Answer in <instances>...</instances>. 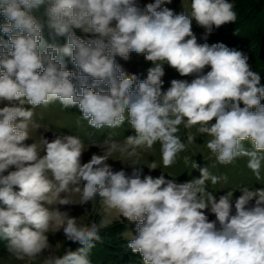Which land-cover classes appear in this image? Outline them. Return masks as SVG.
I'll use <instances>...</instances> for the list:
<instances>
[{"label":"clouds","instance_id":"obj_1","mask_svg":"<svg viewBox=\"0 0 264 264\" xmlns=\"http://www.w3.org/2000/svg\"><path fill=\"white\" fill-rule=\"evenodd\" d=\"M170 2L155 0L142 9L137 0H0L6 21L0 33L8 37H0V104L7 102L0 107V240L15 260L35 261L52 247L48 233L62 228L66 239L81 247L49 255L42 264H92L89 254L109 221L78 224L68 212L48 207L74 205L70 195H61L74 193L79 205L98 198L105 214L135 223L136 234H125L131 236L127 248L142 257V264H264V189L241 186L233 203V190L218 199L206 190L209 181H227L208 167L199 169L200 178L176 183L163 173L141 179L134 171L129 177L106 163L117 152L121 162L139 159L158 142L163 166L171 167L194 140L188 135L184 143L179 126H198V134L211 137L206 147L216 164L246 157L256 181L262 178L261 75L242 51L223 43L200 44L192 31L193 19L206 30L205 39L214 27L236 22L234 5L191 0L189 15L161 8ZM45 29L53 43L45 39ZM77 29L92 38L82 39ZM57 36L66 37V43L58 46ZM131 53L152 62L146 79L138 81L117 64V56L128 60ZM65 58L77 71L66 68ZM165 64L195 78L173 79L162 91ZM206 66L211 70L203 74ZM101 84L107 90L95 91ZM56 102L78 106L96 130L127 122L135 135L123 143L111 134L102 144L93 142L103 154L83 164L86 149L76 135H57L51 142L41 136L39 144H26L30 127L41 128L35 109ZM191 167L199 166L194 161Z\"/></svg>","mask_w":264,"mask_h":264},{"label":"rangeland","instance_id":"obj_2","mask_svg":"<svg viewBox=\"0 0 264 264\" xmlns=\"http://www.w3.org/2000/svg\"><path fill=\"white\" fill-rule=\"evenodd\" d=\"M155 0H137V4L142 9L148 3H154ZM228 2L232 3V0H228ZM191 0H171L170 3H165L161 5V8L168 7L170 10L174 12V14H182L184 11L190 15ZM236 24V25H235ZM238 23L234 22L233 24L228 23L227 29H224V32H227L228 38L227 41H223L224 45L231 43V41L238 40L240 30L237 29L236 26ZM234 25L232 27H236L229 30V26ZM228 30V31H227ZM76 34L80 36L82 39L92 38L91 34H85L80 30H75ZM192 31L197 38V42L200 44L208 43V39L211 36H216V32L223 31L222 28H213V31L210 34H207V38L205 39L206 30L199 26L196 21L192 20ZM58 36L56 37V39ZM66 38V37H65ZM235 39V40H234ZM227 43V44H226ZM209 44V43H208ZM231 46L235 47L233 43ZM117 64L122 68V70L128 74H135L139 80L146 79L147 70L150 67H153L152 62L146 61L143 55L131 53L128 60H124L123 58L117 56L116 57ZM165 75L162 77L163 85L162 91H166L170 86V82L173 79H181L188 80L191 82L194 79V76H185L182 77L179 73L169 67L167 64L163 65ZM210 66H206L203 74H206L210 71ZM107 90L106 86L100 85V90ZM0 104V107L6 105ZM25 107H30L29 105H25ZM56 104H50L47 108H36L34 120L41 125V128L34 130L30 127V136L31 138L25 141L26 144H31L34 141L39 144L40 137H44L45 139L51 142L57 135H76L78 136L85 147V151L81 157V163H86L90 160L93 154H103V150L97 146H92L93 142L96 144H102L104 139L111 134L112 139L123 143L125 138L130 135H135L134 130L130 127V125L125 122L121 127L116 129H109L107 127L102 128L101 130H96L88 125V123H83L73 116L65 115L59 109ZM57 109V110H56ZM79 121V124L77 123ZM179 135L184 143H188L187 136L192 135L194 140L192 144H190L186 151L181 152L177 158L175 164L171 167L165 168L162 164L161 152H160V144L157 142L152 150L149 151H141V155L139 159L137 158H124L122 162L120 160H116L120 158V154L113 153L112 157L109 158L106 163H108L114 171L123 170L126 175L131 177L134 171H139L141 175V179L144 176L151 175L153 178L159 177L162 173L166 179L174 180L176 183H185L190 182L193 179L200 178V168L208 167L209 171L217 176H227V181L221 180L216 185H211V182L206 183V190L212 192L216 198L218 199L220 195L226 194L227 191L233 190V203L236 198H238L242 193L238 189L241 186H247L251 189H264V164H262L261 169V180L256 181L252 171L247 168V158L242 157L238 158L234 164L223 166L216 164L215 157L211 155L210 150L206 147V143L211 137L205 135H200L196 131V127L191 129H185L183 125H180ZM47 129V130H45ZM245 147H250V145L245 142ZM43 155V153H42ZM189 157V163L186 165L184 163V157ZM196 162L199 166L198 168L192 169V162ZM153 162L157 165V168L152 170L148 167ZM136 165H134V164ZM216 166L213 167L212 165ZM15 170L14 167L9 169ZM7 174V173H5ZM50 175V173H49ZM51 178V177H50ZM18 190V189H17ZM70 195V199L73 200L74 205H51L48 206L51 209H59L62 212H68L70 217L77 218L78 224L91 225L92 223H96L98 226L100 225L101 220L107 219L109 221L106 227L100 228L99 234L101 236V242L96 243V246L91 250L89 254V259L91 257L92 252H97L101 254V249L108 248L109 244H115L120 246L127 245V241L131 238V236H126V233L136 234L135 231V223L128 221L124 217H118L115 215H107L103 212L99 205V199L88 202L84 205H79V195L78 194H61ZM255 200L250 202L249 206H254ZM209 217V220H214V214L210 212H206ZM49 244L52 246L50 250H45L43 255L38 257L35 261H19L12 258L7 251L6 241L0 240V264H42L43 260L47 258L49 255L53 256H62L67 250L76 251L81 245L78 242L68 241L63 233V229L61 228L58 232L48 233ZM99 251V252H98ZM92 264H98L95 259H90ZM105 264V263H103ZM142 264V261L140 262Z\"/></svg>","mask_w":264,"mask_h":264},{"label":"trees","instance_id":"obj_3","mask_svg":"<svg viewBox=\"0 0 264 264\" xmlns=\"http://www.w3.org/2000/svg\"><path fill=\"white\" fill-rule=\"evenodd\" d=\"M234 5V10L237 13L238 23L236 26L240 30V37L238 40L231 41V43L226 46L230 49H235L242 51L245 55L248 56V63L251 66L253 71L258 72L261 75V85H264V0H232ZM6 21L2 16H0V23H5ZM233 24V23H230ZM236 25V24H235ZM228 24L221 26L223 31L216 32V36H211L208 39V43L211 46L216 43H223L227 41L228 38L227 32H224V29H227ZM229 26V30L235 29ZM228 31V30H227ZM45 39L49 43H53V40L49 37L47 29L44 32ZM0 37L7 40L8 37L4 36L3 33H0ZM58 46H62L66 43V38L58 36L54 41ZM235 44V47L231 46ZM66 68L70 71H77L75 66L71 63L70 58H65ZM77 85V91H80L79 82L75 79L73 80ZM91 80L89 79L88 84L91 86ZM95 91H100V86L94 89ZM264 104V100L261 101ZM56 104L62 113L65 115L73 116L76 120H79L83 123H87L86 120L82 119V114L78 106L64 108L59 102ZM57 110V109H56ZM106 249H101V254L97 252H92L90 259H95L98 264H140L142 257L139 254H134L130 249L127 248V245L120 246L112 244L108 245ZM99 252V251H98Z\"/></svg>","mask_w":264,"mask_h":264}]
</instances>
